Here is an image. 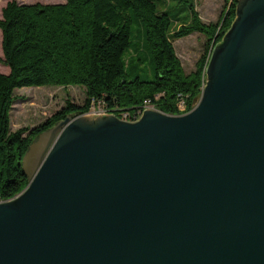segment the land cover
Listing matches in <instances>:
<instances>
[{
    "label": "water",
    "instance_id": "obj_1",
    "mask_svg": "<svg viewBox=\"0 0 264 264\" xmlns=\"http://www.w3.org/2000/svg\"><path fill=\"white\" fill-rule=\"evenodd\" d=\"M195 106L68 115L0 199V264H264V0H237Z\"/></svg>",
    "mask_w": 264,
    "mask_h": 264
},
{
    "label": "trees",
    "instance_id": "obj_2",
    "mask_svg": "<svg viewBox=\"0 0 264 264\" xmlns=\"http://www.w3.org/2000/svg\"><path fill=\"white\" fill-rule=\"evenodd\" d=\"M169 0H64L19 2L9 0L2 10L3 62L0 70V199L13 197L29 182L23 157L43 130L68 115L88 112L93 100L102 101L121 117L149 101L169 113L192 109L207 78L213 42L222 39L236 16L237 0H226L216 21L202 19L196 2L178 0L189 12L186 19L169 12ZM144 27L153 74L130 76L127 50L133 22ZM199 31L205 48L187 72L174 45L175 39ZM81 84L83 103L67 99L52 117L33 126L11 127V109L17 87ZM181 93V94H180ZM184 99L185 108H179Z\"/></svg>",
    "mask_w": 264,
    "mask_h": 264
},
{
    "label": "rangeland",
    "instance_id": "obj_3",
    "mask_svg": "<svg viewBox=\"0 0 264 264\" xmlns=\"http://www.w3.org/2000/svg\"><path fill=\"white\" fill-rule=\"evenodd\" d=\"M9 0H0V17L2 10ZM19 2H60L64 0H18ZM178 0H169L168 10L173 14L179 11L181 18L186 19L189 10L177 4ZM197 9L206 22L216 21L220 16L226 0H193ZM144 27L137 21L133 22L131 33V46L127 50L129 63L127 71L130 76L139 75L143 78L151 77L153 74V64L151 53L144 44ZM206 36L194 31L189 35L175 39L174 45L178 55L181 57L185 70L189 72L195 68L196 61L204 51ZM2 31L0 29V70L9 71V66L3 62ZM15 93L18 96L11 109V127L16 129L20 126L35 125L45 119L52 117L55 111L61 108L69 98L77 103H83L86 98V88L81 84L69 85H27L17 87ZM102 102V101H101ZM100 104V102H99ZM101 106V104L99 105Z\"/></svg>",
    "mask_w": 264,
    "mask_h": 264
},
{
    "label": "built area",
    "instance_id": "obj_4",
    "mask_svg": "<svg viewBox=\"0 0 264 264\" xmlns=\"http://www.w3.org/2000/svg\"><path fill=\"white\" fill-rule=\"evenodd\" d=\"M99 102H100L101 106H99L100 105ZM147 108H155V109L161 110L159 107L151 105V103L149 101H145V103L141 106V108L137 109L136 114H134V119H137L143 113V111ZM179 108H181V109L185 108L184 99H180ZM105 112L116 113V110L110 109L101 101H97V100L92 101V104H91V107H90V110L88 111V113H105ZM122 114H123V115H121L122 118L131 119V115L129 114L128 110L122 111Z\"/></svg>",
    "mask_w": 264,
    "mask_h": 264
}]
</instances>
